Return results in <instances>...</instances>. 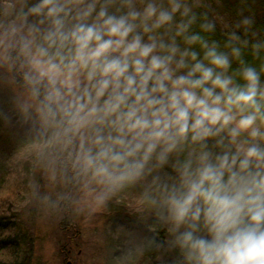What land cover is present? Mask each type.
<instances>
[{
  "label": "clouds",
  "instance_id": "9594fccd",
  "mask_svg": "<svg viewBox=\"0 0 264 264\" xmlns=\"http://www.w3.org/2000/svg\"><path fill=\"white\" fill-rule=\"evenodd\" d=\"M240 3L0 0V122L27 129L36 199L139 189L150 229L117 264H264V29Z\"/></svg>",
  "mask_w": 264,
  "mask_h": 264
},
{
  "label": "rangeland",
  "instance_id": "374dc122",
  "mask_svg": "<svg viewBox=\"0 0 264 264\" xmlns=\"http://www.w3.org/2000/svg\"><path fill=\"white\" fill-rule=\"evenodd\" d=\"M3 105L8 110L6 94ZM27 129L0 123V214L18 221L26 244L17 260L23 264H117L145 236L148 215L139 203V189L119 193L102 208L50 210L34 196L51 188L34 170L26 143ZM20 223V224H19ZM0 258L11 261L7 252ZM135 264H150L142 254Z\"/></svg>",
  "mask_w": 264,
  "mask_h": 264
},
{
  "label": "trees",
  "instance_id": "16d2710c",
  "mask_svg": "<svg viewBox=\"0 0 264 264\" xmlns=\"http://www.w3.org/2000/svg\"><path fill=\"white\" fill-rule=\"evenodd\" d=\"M212 6L216 12L224 18L225 21H230L235 17L237 10L242 6L240 0H212ZM246 14L254 13L257 21V28L264 29V0H248ZM5 105H3L4 107ZM1 123V122H0ZM8 215L0 214V252H7L11 261H4L0 258V264H23L16 259L23 251L26 244V237L21 231L18 221L12 220ZM20 224V223H19ZM147 232L150 229L149 217L147 221ZM161 239L164 238V233L161 232ZM143 255L148 259L150 264H169L170 256L162 254L158 251H146Z\"/></svg>",
  "mask_w": 264,
  "mask_h": 264
}]
</instances>
